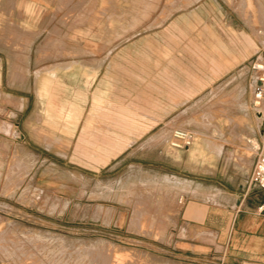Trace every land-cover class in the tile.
<instances>
[{"label": "rangeland", "instance_id": "obj_1", "mask_svg": "<svg viewBox=\"0 0 264 264\" xmlns=\"http://www.w3.org/2000/svg\"><path fill=\"white\" fill-rule=\"evenodd\" d=\"M200 1L0 0V264H225L183 214L200 182L244 192L264 27L233 20L236 50Z\"/></svg>", "mask_w": 264, "mask_h": 264}, {"label": "crops", "instance_id": "obj_2", "mask_svg": "<svg viewBox=\"0 0 264 264\" xmlns=\"http://www.w3.org/2000/svg\"><path fill=\"white\" fill-rule=\"evenodd\" d=\"M203 1L205 2V0L200 1L201 5L197 9L201 10L204 8L206 2L202 3ZM220 7L216 5L215 10L220 11ZM225 18L228 19V37H230L228 46L231 44L237 50L238 44H233L238 43L240 39L237 40L235 38L252 36L254 33H249L248 30L235 26L233 20H255L258 26L263 28L264 0H228V11ZM246 28L250 27L247 26ZM261 33L264 34V29H261ZM214 34L218 35V33ZM254 51L258 52L259 50ZM229 52L228 48V71H231L234 66L242 62V54L238 55V57L236 56L237 59L232 60ZM251 81L254 84L253 77ZM253 96L248 99V102L246 100L248 103L247 107L240 109L239 114L243 115L244 118L239 130L236 129V133H239L257 151L251 170L247 175L244 192L239 196L234 194L227 196L224 194L227 192H223L220 187L205 186L200 182L198 186L194 187L193 191L201 197L197 198L195 196L186 203L183 214L187 222L206 227L218 236H223L222 242L226 253L225 264H264V189L252 185L250 182L256 157L264 146V118H260L257 115L261 109L253 106ZM224 137L227 139V135H224ZM206 142L207 146L214 148L216 152L215 146L217 145H221L222 150L225 148V145L221 143L211 144L210 141ZM200 148L201 144H198L192 150V156L200 158ZM208 163L211 164L212 162L208 161ZM211 166L209 165V168H213ZM199 168L198 174L200 177L198 179L200 181L206 180V178L213 179L215 176L218 178L225 174V171H222V169L220 171L218 167L214 168L213 175H207L208 173L204 168ZM201 174H205L208 177Z\"/></svg>", "mask_w": 264, "mask_h": 264}, {"label": "built area", "instance_id": "obj_3", "mask_svg": "<svg viewBox=\"0 0 264 264\" xmlns=\"http://www.w3.org/2000/svg\"><path fill=\"white\" fill-rule=\"evenodd\" d=\"M251 71L254 74L253 106L264 109V48L251 62ZM181 136H186V134L182 133ZM250 182L252 185L264 189V146L256 157Z\"/></svg>", "mask_w": 264, "mask_h": 264}, {"label": "water", "instance_id": "obj_4", "mask_svg": "<svg viewBox=\"0 0 264 264\" xmlns=\"http://www.w3.org/2000/svg\"><path fill=\"white\" fill-rule=\"evenodd\" d=\"M257 115H258L260 118H264V109L259 110Z\"/></svg>", "mask_w": 264, "mask_h": 264}, {"label": "bare ground", "instance_id": "obj_5", "mask_svg": "<svg viewBox=\"0 0 264 264\" xmlns=\"http://www.w3.org/2000/svg\"><path fill=\"white\" fill-rule=\"evenodd\" d=\"M181 135H182V134H181ZM220 150H222V149H221V146H218V147H217V152L220 151Z\"/></svg>", "mask_w": 264, "mask_h": 264}]
</instances>
